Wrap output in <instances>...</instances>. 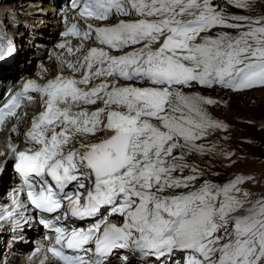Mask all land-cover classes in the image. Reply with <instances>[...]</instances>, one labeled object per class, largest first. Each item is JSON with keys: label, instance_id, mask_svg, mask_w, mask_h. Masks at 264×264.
I'll list each match as a JSON object with an SVG mask.
<instances>
[{"label": "snow or ice", "instance_id": "6c2138e0", "mask_svg": "<svg viewBox=\"0 0 264 264\" xmlns=\"http://www.w3.org/2000/svg\"><path fill=\"white\" fill-rule=\"evenodd\" d=\"M229 3L249 7V0ZM72 7L80 9L85 27L81 31L74 23L65 36L88 40L94 33L99 45L117 51L142 47L111 56L104 47L85 51L83 44L75 49L61 44L69 55L83 53L66 61L81 78L61 75L45 85L29 81L0 107L2 128L25 99L31 101L27 93L47 98L25 134L30 147L18 151L9 145L15 169L28 183V197L37 209L54 213L67 201L65 219L95 218L87 229L45 221L55 233L52 255L62 264H107L113 249L120 248L154 256L161 264H169L178 252L185 253L184 264H264V199L257 201L255 214L230 219L243 206L237 198L243 177L175 192L193 188L199 176L196 168H191L193 175H174L190 167L186 155L205 151L197 141L211 129L226 127L205 111L213 100L183 89L193 82L234 91L264 87V19L227 17L212 0H72ZM133 13L142 19L110 27L88 23ZM217 27L246 30L237 37L208 35ZM155 44L159 47L153 49ZM12 51L11 44H0V59ZM100 77L104 81L90 90L80 87ZM108 77L150 86L117 87ZM98 100L103 108L72 112ZM104 131L112 135L86 142L87 136ZM177 149L180 155H174ZM72 182L75 192L68 188ZM109 215L122 222H111ZM89 252L94 259H86ZM171 264L180 261L171 259Z\"/></svg>", "mask_w": 264, "mask_h": 264}, {"label": "rangeland", "instance_id": "374dc122", "mask_svg": "<svg viewBox=\"0 0 264 264\" xmlns=\"http://www.w3.org/2000/svg\"><path fill=\"white\" fill-rule=\"evenodd\" d=\"M212 1L217 10L222 11L227 17L240 15L253 20L264 19V0H249L247 8L249 10L237 8L233 3H229V0ZM230 21L233 24L242 23L241 21ZM245 30L244 28L217 27L212 29L208 35L216 37L226 33L231 37H237ZM136 83L142 85V82ZM192 85L184 88L183 91L188 95H200L213 100V104L204 105L205 111L209 112L207 114L212 120L226 127L211 129L204 139L197 141V144L202 145L205 151H193L186 155L184 162L190 167L180 174L185 175L187 169L191 171V168L200 169L204 175L209 170V181L214 185H223L237 177H243L244 182L238 185L240 191L237 194V198L243 201V206L230 219L253 215L260 209L257 201L264 199V87L234 91L218 85L212 88H205L195 82ZM97 102L99 105L100 102ZM207 146L209 153H207ZM174 175L180 176L179 172ZM202 184H194L190 190H195ZM244 193L249 195L245 196ZM14 221L19 220L15 217ZM2 228L3 225H0V231ZM1 234L3 233L0 232ZM30 240L32 238L27 241L29 246L31 245ZM184 254L174 255L169 259V264H171V259L179 256L184 258L182 257ZM3 255L0 251L1 259L4 258L1 257ZM154 259L152 257L151 261H155Z\"/></svg>", "mask_w": 264, "mask_h": 264}, {"label": "bare ground", "instance_id": "6f19581e", "mask_svg": "<svg viewBox=\"0 0 264 264\" xmlns=\"http://www.w3.org/2000/svg\"><path fill=\"white\" fill-rule=\"evenodd\" d=\"M50 2L52 0H0V35L2 37L5 36H13L16 37V42L13 44V48L15 49V54L10 58L8 64H0V80H12L17 79L22 70H26L29 64H33L34 66H39L36 74L38 76L41 75H56L59 71L56 69H61L60 64L57 61L48 60V56L45 59L40 61L39 54L43 56V49L45 48V42H41V40H48L52 35L56 33V26L53 23L55 7H51ZM57 4L59 5L61 0H57ZM213 2V1H212ZM57 5V6H58ZM42 7V8H40ZM40 8V9H38ZM249 10V9H247ZM61 16V15H60ZM134 16V13L126 18L131 19ZM240 16V15H233ZM241 17V16H240ZM132 20H129L128 23H132ZM230 23H232L230 21ZM15 24V25H14ZM14 34V35H13ZM199 42V41H198ZM87 46L86 44L84 45ZM142 45L138 44L135 47H129L123 50V54L130 53L132 51H136L141 48ZM159 47V44L153 45V49ZM33 59V61H32ZM25 68V69H24ZM27 72V71H26ZM102 81H96L95 84L99 85ZM110 83L111 82L108 80ZM119 80L117 87L121 86H135V87H147L150 86L147 82H142V85L136 83L137 81L123 82ZM120 83H122L120 85ZM193 86V85H192ZM185 90V89H184ZM99 101V100H98ZM99 105L97 106H88L83 109L74 111L73 113L87 110L89 113L96 111L99 108H103L105 105L102 101H99ZM115 108V106H113ZM123 111L124 109H119ZM208 112V111H207ZM209 114V112H208ZM59 131V130H58ZM112 133L110 131L97 132L95 136H87L86 142H98L102 139H105L111 136ZM77 140L81 139V137H76ZM70 147L72 145H69ZM78 147V145H76ZM208 148V146H207ZM209 153V148L207 150ZM174 155H180V150L177 149ZM0 162V167H1ZM3 179H5V187L0 191V201L6 197V203H10L9 199L11 198L12 193H16L18 191V181L17 178L12 174L8 173L6 170V166L3 167ZM211 173V172H210ZM194 173L187 169V172L183 176L193 175ZM199 178L194 181V184L204 183V181H209V170L206 171V174L200 172V169H197L196 173ZM179 175L182 176L179 172ZM178 176V177H180ZM213 178V177H212ZM86 184V188H87ZM198 186V185H197ZM199 187V186H198ZM190 189L185 190H175V192L180 191H189ZM86 191V190H85ZM170 192L172 190H169ZM3 193V194H2ZM165 195L169 193H164ZM3 195V196H2ZM15 200L11 202V207L14 208L13 211H17L16 218L17 221H10L8 219L4 220L0 223L3 225V228L0 232L3 234L0 235V251H2L3 259L0 258V264H53L50 257L45 256V245L38 240L39 229H35V219L29 216V211L25 208L22 199L19 198L16 194H14ZM3 217V213H1L0 209V218ZM113 220L122 222V218L119 216H112ZM11 220L15 218H10ZM14 227V228H13ZM41 229V228H40ZM32 238L31 245L27 244V241ZM134 256L130 257L128 261L129 264H132L138 261V257L142 256L140 253H133ZM180 254L175 253V255ZM130 256L131 253H130ZM153 256L144 257L147 260H143V263L147 261H151ZM176 258V260L180 261V264H184V260L186 258L185 254ZM131 259H134V262H131ZM163 259V258H162ZM159 261H152V264H158ZM141 264V263H139Z\"/></svg>", "mask_w": 264, "mask_h": 264}, {"label": "clouds", "instance_id": "9594fccd", "mask_svg": "<svg viewBox=\"0 0 264 264\" xmlns=\"http://www.w3.org/2000/svg\"><path fill=\"white\" fill-rule=\"evenodd\" d=\"M120 80H122V79H120ZM123 82H131V81H125V80H122Z\"/></svg>", "mask_w": 264, "mask_h": 264}, {"label": "trees", "instance_id": "16d2710c", "mask_svg": "<svg viewBox=\"0 0 264 264\" xmlns=\"http://www.w3.org/2000/svg\"><path fill=\"white\" fill-rule=\"evenodd\" d=\"M36 226H38V225H36ZM37 228V227H36Z\"/></svg>", "mask_w": 264, "mask_h": 264}]
</instances>
